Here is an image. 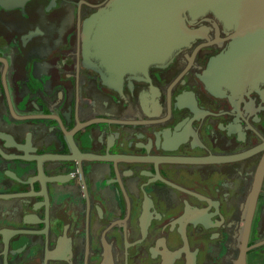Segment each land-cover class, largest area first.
Wrapping results in <instances>:
<instances>
[{"label": "flooded vegetation", "instance_id": "af4514ba", "mask_svg": "<svg viewBox=\"0 0 264 264\" xmlns=\"http://www.w3.org/2000/svg\"><path fill=\"white\" fill-rule=\"evenodd\" d=\"M111 1L0 0V264H234L261 165L264 264V83H212L233 31L210 12L111 81L83 39Z\"/></svg>", "mask_w": 264, "mask_h": 264}, {"label": "water", "instance_id": "95a60500", "mask_svg": "<svg viewBox=\"0 0 264 264\" xmlns=\"http://www.w3.org/2000/svg\"><path fill=\"white\" fill-rule=\"evenodd\" d=\"M207 12L233 31L228 50L211 61L212 83L237 90L263 84L264 0H113L85 21V49L93 50L90 55L100 60L111 81L117 83L124 73L146 72L149 66L164 63L189 37L185 14L194 18ZM262 170L261 165L234 264H245L246 240Z\"/></svg>", "mask_w": 264, "mask_h": 264}]
</instances>
